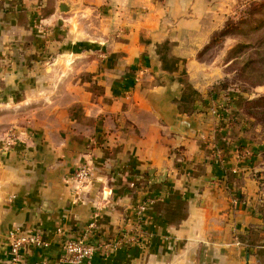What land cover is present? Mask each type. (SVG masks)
Returning <instances> with one entry per match:
<instances>
[{
  "label": "crops",
  "instance_id": "crops-1",
  "mask_svg": "<svg viewBox=\"0 0 264 264\" xmlns=\"http://www.w3.org/2000/svg\"><path fill=\"white\" fill-rule=\"evenodd\" d=\"M247 1L129 0L103 38L110 66L94 71L90 49L66 46L63 61L82 57L95 81L66 70L61 83L11 96L24 81L0 67V264L13 230L45 243L26 246L24 264H66L64 240L84 234L96 247L86 264H264L258 213L236 197L250 154L211 113L213 65L198 58ZM93 84L105 92L94 95ZM9 131L17 139L4 147ZM81 165L90 181L77 192Z\"/></svg>",
  "mask_w": 264,
  "mask_h": 264
},
{
  "label": "rangeland",
  "instance_id": "rangeland-1",
  "mask_svg": "<svg viewBox=\"0 0 264 264\" xmlns=\"http://www.w3.org/2000/svg\"><path fill=\"white\" fill-rule=\"evenodd\" d=\"M128 1L0 0V67L9 66L11 75H15L12 76L14 81L20 80V85L23 81L25 83L24 87L20 86L19 89L11 87L9 90L11 96H15L16 93L21 95L24 89L30 88L32 83L38 81L44 85L47 81L61 83L66 77V70L73 72L71 74L75 80L80 76L81 80L86 78L87 74L83 71L88 70L81 66L82 57L73 56L63 61L64 54L70 50L66 46L72 40L75 42L73 46L77 49H90L89 59H94V71L99 64L103 67L105 61L106 66H110L111 63H108L111 57L106 55L103 48V38L114 32L117 21L126 17V11L129 14L126 4ZM263 1L248 0L246 6L229 16L224 24L214 31L212 39L198 56L202 63L213 65L211 76L214 78L212 79L214 84L206 92L212 102L211 113L224 117V127L229 130L228 136L237 149H246L249 152L247 154H250L253 167L246 177L248 180L245 181L243 193H239L238 196L236 194V197L244 202V206L247 205L251 211L258 213L253 233L254 238L262 243H264V5H260ZM59 57L61 58L58 59ZM60 66H66L62 68V73L51 72L54 67ZM107 67L106 70L109 71ZM45 68L47 73H43ZM49 70L51 73H48ZM87 73L90 74L89 79L95 81L93 76L95 73L92 71ZM209 84L211 83H205L206 86ZM90 90L94 95L105 92L95 84ZM11 133L12 131H9L5 135L4 147L5 139ZM241 190L240 188V192Z\"/></svg>",
  "mask_w": 264,
  "mask_h": 264
},
{
  "label": "built area",
  "instance_id": "built-area-1",
  "mask_svg": "<svg viewBox=\"0 0 264 264\" xmlns=\"http://www.w3.org/2000/svg\"><path fill=\"white\" fill-rule=\"evenodd\" d=\"M16 135L8 134L5 139V146L9 147L15 143ZM90 181V172L86 165L77 167L73 172L74 190L80 192ZM145 205L141 204L137 210L141 213L145 209ZM94 224L90 225V229ZM10 248L8 264H24L23 249L26 246L41 247L45 245L38 233H23L19 230H13L9 233ZM96 247L88 242L87 234L78 238H68L63 243V254L59 261L66 264H86L91 259ZM38 264H52L48 261H42Z\"/></svg>",
  "mask_w": 264,
  "mask_h": 264
},
{
  "label": "trees",
  "instance_id": "trees-1",
  "mask_svg": "<svg viewBox=\"0 0 264 264\" xmlns=\"http://www.w3.org/2000/svg\"><path fill=\"white\" fill-rule=\"evenodd\" d=\"M251 1H252V0H250V2H251ZM247 4H248V3H247ZM247 4H246V5H247ZM246 5H245V6H246ZM263 5H264V1L261 3V5H260V6H263ZM225 26H227V23L225 24ZM213 35H214V33L211 35V38H210V40L212 39ZM210 40H209V41H210ZM199 54H200V53H199Z\"/></svg>",
  "mask_w": 264,
  "mask_h": 264
}]
</instances>
